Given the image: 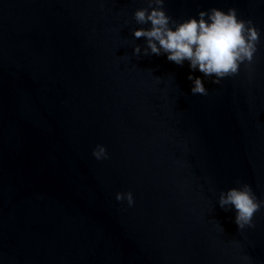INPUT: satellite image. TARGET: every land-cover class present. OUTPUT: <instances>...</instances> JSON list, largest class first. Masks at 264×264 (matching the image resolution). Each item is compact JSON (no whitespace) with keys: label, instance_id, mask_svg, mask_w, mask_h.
<instances>
[{"label":"water","instance_id":"95a60500","mask_svg":"<svg viewBox=\"0 0 264 264\" xmlns=\"http://www.w3.org/2000/svg\"><path fill=\"white\" fill-rule=\"evenodd\" d=\"M147 6L0 0V264H264V207L239 230L218 203L237 181L264 200V0H165L176 20L234 7L260 30L219 84L134 54Z\"/></svg>","mask_w":264,"mask_h":264},{"label":"clouds","instance_id":"9594fccd","mask_svg":"<svg viewBox=\"0 0 264 264\" xmlns=\"http://www.w3.org/2000/svg\"><path fill=\"white\" fill-rule=\"evenodd\" d=\"M147 3V7L137 8L134 12L138 24L148 25L133 31L134 37L146 40L143 50L138 44L134 46V54L141 51L145 55L166 53L167 59L178 65L188 61L192 70L198 69L216 84L225 77L237 74L241 64H250L253 60L260 30L251 19L238 17L236 8L201 9L195 16L176 20L166 11L165 0H147ZM188 79L192 81L191 92L194 95L207 94L201 77L189 73ZM92 155L97 160L106 159L108 152L105 145L97 144L92 149ZM237 184L239 186L221 191L218 203L225 210H235L234 222L239 230H243L246 226H254V214L264 207V200L257 198L249 184L240 181ZM115 199L126 200L128 206L135 202L130 190L116 192ZM242 259L246 264L249 261L247 256Z\"/></svg>","mask_w":264,"mask_h":264}]
</instances>
